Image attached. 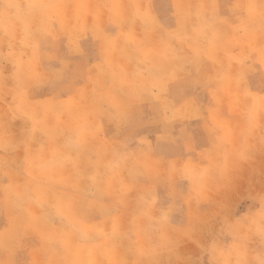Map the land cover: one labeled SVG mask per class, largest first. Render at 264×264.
I'll list each match as a JSON object with an SVG mask.
<instances>
[{
	"label": "rangeland",
	"instance_id": "rangeland-1",
	"mask_svg": "<svg viewBox=\"0 0 264 264\" xmlns=\"http://www.w3.org/2000/svg\"><path fill=\"white\" fill-rule=\"evenodd\" d=\"M235 1L0 0L3 264H264V0ZM171 11L181 56L188 20L243 22L234 106L210 109L203 93L215 83L192 77L175 94L180 103L195 84L205 117L168 124L151 84L169 81L163 61L150 75L135 61L128 74L112 69L136 21L150 37ZM124 83L144 89L126 130L123 92H108ZM95 117L102 133L72 156L75 128ZM122 179L131 186L111 188Z\"/></svg>",
	"mask_w": 264,
	"mask_h": 264
},
{
	"label": "crops",
	"instance_id": "crops-1",
	"mask_svg": "<svg viewBox=\"0 0 264 264\" xmlns=\"http://www.w3.org/2000/svg\"><path fill=\"white\" fill-rule=\"evenodd\" d=\"M207 1L217 3V0ZM241 1L242 0H236L233 4L237 5ZM204 2L207 3L206 1ZM172 12L174 11L170 12L171 17L165 19L159 18V28H157L156 33L150 37L148 34H145L143 28V25H146L147 23L140 19L136 21L135 24L130 27L127 34L121 36L128 43L124 48L125 57L113 60L112 62L115 63V66H111L112 69H120L119 71H116V73H127V71L134 67L133 61H135V67L139 68L142 74L150 75L152 74V69L149 65H152V62H155V60L163 61L167 65L165 73L168 74L169 81L158 77L156 79H151V84H153L152 88H154L156 101L159 103V108L163 112L165 121L168 124L172 122H193L199 119L203 120L205 117L203 105L201 106L200 102L201 99L198 101L194 94L195 84H191V87L184 95L187 99L183 101L179 100L180 103L175 94L178 86L177 82L192 77L194 81L197 79L199 84L203 86V81H207L208 79L211 81L209 83H215V85L212 86L207 85V90L204 86L205 90L203 95L206 93L205 100L210 109L215 107L218 110H222L225 107L234 106L235 102L233 101L234 97L232 93L234 90L242 88V86H238V84L234 85V81H236L237 78H241L242 74L245 72L244 68L241 69L242 63L238 62L243 59L242 56L245 51V44L241 41L240 36V31L244 27L242 24L243 22L240 21V23H238L226 18H218L212 20L213 24L208 23L206 20H199V23L197 24V21L195 20H188L187 26L191 29V32L188 35L187 43L182 45L189 44L182 49H188L189 52L186 53V51H182L183 56H181L180 41H175L173 36L169 35L170 32L177 27L176 23L178 21L177 18H174L175 13ZM206 15H208V13L205 12V16ZM217 15L219 16V13H217ZM218 34H222V42L217 40ZM253 35L255 41L258 42L259 31L256 30V28L253 30ZM146 37L151 38L152 41L147 42L146 40H143ZM182 42L185 43V40ZM191 50H193L192 54ZM249 51L250 54H253L254 48L252 50L249 49ZM250 58H256V56L250 55ZM119 62L120 64L123 62L124 67H120ZM261 74L264 75L263 70ZM217 82L225 83L216 87ZM125 86L126 87L114 84L109 86L108 91L111 92L113 89H116L117 92H123L117 93V101L122 109L120 113L121 118L118 123L123 127L121 128L123 130H126V125L131 123L133 117L135 118L134 106H136V98H138L139 95L138 91L144 90L143 87L140 86L127 84H125ZM18 89L32 90L34 88H30L27 85L25 87H19ZM126 90L129 94L124 93ZM80 91H84V89H77V92ZM256 91H258V89ZM110 95L114 96L113 93ZM74 98H76L77 104L80 105V102L82 101L81 105L84 106L85 102L83 103L80 94L76 93ZM34 104L35 103H30L29 105L32 107ZM82 116L83 117L77 116V121L84 118V112ZM127 119H129L128 122L126 121ZM89 122L90 124L86 125V127L79 126L80 128H75V134L71 137L77 146L73 149L72 156H80L81 152L78 149V145H81L84 142L87 135L94 137L95 135L99 136L102 133V130L96 124V117L95 119L92 118L89 120ZM219 122L220 120H216L212 125H209L213 131L218 126ZM71 128L68 126L67 131H70ZM203 135L205 137H222V135L216 134V132L209 135L203 133ZM58 136L59 133H57V137ZM29 166H31V163H29ZM122 180L123 181H119L120 183H113L115 181L112 180V183L110 184L111 188L121 186L126 190V188L131 186L126 183V179ZM0 264H3V258L1 255Z\"/></svg>",
	"mask_w": 264,
	"mask_h": 264
},
{
	"label": "bare ground",
	"instance_id": "bare-ground-1",
	"mask_svg": "<svg viewBox=\"0 0 264 264\" xmlns=\"http://www.w3.org/2000/svg\"><path fill=\"white\" fill-rule=\"evenodd\" d=\"M34 29V28H33Z\"/></svg>",
	"mask_w": 264,
	"mask_h": 264
}]
</instances>
